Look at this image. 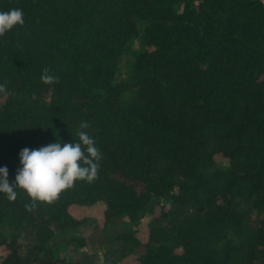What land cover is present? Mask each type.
I'll return each instance as SVG.
<instances>
[{
  "label": "trees",
  "instance_id": "1",
  "mask_svg": "<svg viewBox=\"0 0 264 264\" xmlns=\"http://www.w3.org/2000/svg\"><path fill=\"white\" fill-rule=\"evenodd\" d=\"M11 9L25 23L0 37V168L15 184L24 148L75 143L82 122L103 158L54 205L0 193V264H264V0H0ZM97 203L121 247L102 259L77 253L70 211Z\"/></svg>",
  "mask_w": 264,
  "mask_h": 264
},
{
  "label": "clouds",
  "instance_id": "2",
  "mask_svg": "<svg viewBox=\"0 0 264 264\" xmlns=\"http://www.w3.org/2000/svg\"><path fill=\"white\" fill-rule=\"evenodd\" d=\"M24 23L22 9L0 11V37ZM49 72V69L43 70L42 82L57 83L59 78ZM5 92L6 85L0 84V93ZM89 127L88 122L80 124L75 143L57 142L39 149L24 148L20 153L22 167L17 171L15 184L9 182L8 168H0V193L15 202L18 197L16 189L22 190L31 201L25 204V208L33 211L39 203L54 205L78 181L95 182L103 156L96 141L83 130Z\"/></svg>",
  "mask_w": 264,
  "mask_h": 264
},
{
  "label": "rangeland",
  "instance_id": "3",
  "mask_svg": "<svg viewBox=\"0 0 264 264\" xmlns=\"http://www.w3.org/2000/svg\"><path fill=\"white\" fill-rule=\"evenodd\" d=\"M133 47L136 49L145 48L146 46L143 45L138 38L133 41ZM132 61L131 55L128 54L125 56L121 69L122 73L120 75H124L129 71V63ZM220 158V157H219ZM70 211L73 215L79 218H83L85 220L84 225L81 228V231L86 236V240L88 244L85 246L78 247V254H85L87 252L88 255H99L102 258L108 256V252L110 251V247L112 248H121L118 245V242L114 244H110V238L106 233V227L104 225V216H103V204L97 203L93 206H81L77 204H73L70 206ZM147 220L148 216L143 218L141 221H138L136 228L138 229V236L141 240H145L147 237ZM130 224L127 221V218H122L117 223V227L129 226ZM81 233V232H80ZM114 233V229L109 233ZM114 235V234H113ZM99 241L105 243V247H100ZM6 249L3 246H0V255L5 254ZM73 251L70 249L68 253H72ZM116 254V252L109 253L110 255ZM116 257V256H113ZM107 259V258H106ZM127 264H136V255L129 254L125 257ZM117 264H120L117 263Z\"/></svg>",
  "mask_w": 264,
  "mask_h": 264
}]
</instances>
